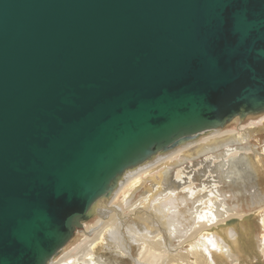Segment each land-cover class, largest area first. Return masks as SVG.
Segmentation results:
<instances>
[{
	"label": "water",
	"instance_id": "water-1",
	"mask_svg": "<svg viewBox=\"0 0 264 264\" xmlns=\"http://www.w3.org/2000/svg\"><path fill=\"white\" fill-rule=\"evenodd\" d=\"M249 113L264 0H0V264H49L128 169Z\"/></svg>",
	"mask_w": 264,
	"mask_h": 264
},
{
	"label": "bare ground",
	"instance_id": "bare-ground-1",
	"mask_svg": "<svg viewBox=\"0 0 264 264\" xmlns=\"http://www.w3.org/2000/svg\"><path fill=\"white\" fill-rule=\"evenodd\" d=\"M250 115L260 117H258L259 119L257 120L250 121V123L247 124L249 127L252 128L254 126L256 128V126H261L264 124V113H249L246 114V116H243L245 119L242 118V116L238 115L230 123L239 122L243 124L247 120V118H250ZM247 125H241V128H239V132L244 131L247 128ZM223 130V128L209 130L191 136L186 143L176 148H171L165 152L157 153L150 161H148V163L128 169L119 178L111 194L108 197L99 200L94 206H92L91 210L89 211L90 218L92 217V214L96 208L101 209L103 206H105L107 202L111 201L109 203V206H107L103 210H100V217L96 222L99 226L102 224V228L100 231L95 233L94 239L88 240L87 237L81 246H77V248H75L74 250L65 251L61 253L67 247L66 246L60 252L62 255H59V253L49 264H75V262L72 261L74 259L78 261L76 264H79V261L83 262V264H103L100 260H95L91 255L95 252L94 250L97 248L98 244L99 246L100 244L102 245V241L105 235L103 233H105L106 231H108L109 242L107 243V246L109 248L111 247L115 249L120 254H130L132 246L125 240V237L128 234L123 233L126 227V223L129 221L127 220V217L129 215L124 216V213L127 210L131 218L135 219L140 225V231L136 234V236H134L135 243L140 245L139 248H141L142 251L140 252L141 255L139 260H136V264H177L180 263L179 260H182V258H185V260L192 258L194 260V263L192 262V264H220V262L225 264H228V262H233L232 264H236L240 259L244 257L241 256L243 255V252L250 248L251 242L253 241L252 229L247 226L249 224L246 225V223L249 221H240L229 226H225L224 224L234 218L242 220L248 215L253 214L252 216H254L255 213L258 212H254L255 207H257L256 205L259 206V204H262L264 206V199L262 200L260 195L251 198L250 201L252 203H249V200L247 199L249 205L251 204V208H253L254 211L247 213V208L246 213L239 212V214H230L229 212L231 211L225 203L226 199L223 198L224 195H221V193L219 192L220 195L218 196V191L215 190L213 192L211 191L206 198L204 197L205 199H197L199 197L197 191L190 190V187L192 186L191 184L193 183L190 184V187H184L185 189L183 190L181 189V193L184 196H187V194H189V198H187L186 196L182 198L179 197V193H176L177 190L176 192L171 191L172 188L170 189L169 193L167 192L168 194H162L161 182L162 179H164L165 175H167V168H169V166L173 164V167H175L177 162L182 163L183 157L186 162L187 160H192L194 158L199 157L201 154L214 155L218 153L219 155L217 156L219 159L224 158V154H228L229 160L227 161V163L222 162V164L220 165L222 169L225 168V173L222 177L225 178L227 181L246 180L245 178L250 179L252 175H254L253 173H256L258 175L259 171H264V163L263 161L261 162V160L258 159V156H254L257 157L255 163L254 160H252L253 156L251 157L250 154L248 155V153L244 152L245 156H242L243 153L240 155V149V151L237 150L232 152L233 150L229 146H233L236 144L243 145L244 143V138L240 139L239 137H237L239 132L233 130ZM246 145H248L247 147H249V149L246 150V147H242V152L251 150L250 148H252V145ZM193 146H197V150L195 153H191L190 151L191 147ZM206 146L208 147V149H202L203 151L200 150V148H204ZM252 150L255 152L254 149ZM218 158L216 159L219 161ZM230 159L234 160L231 161ZM204 160H206V158ZM224 161H226V159ZM214 166L216 167V165ZM169 171L170 169L168 170V174L170 175ZM182 175V171L179 170L177 172L178 181L184 180ZM220 175H222V173H220ZM253 180L255 181V179ZM147 181H153L157 183V190L155 192L151 193L152 187L147 186ZM221 181L224 182V180ZM248 181L250 182L251 180ZM230 184H232V182ZM233 185L236 186L235 184ZM131 188H136L138 191L142 189L147 190L149 188V196L144 197L146 195H142L135 204L132 203V201H129L133 204L130 207H127V201V205H125L126 203L116 205L121 194L126 189ZM220 189L223 190V188ZM201 193L203 192L201 191ZM240 193L241 192H239V195ZM239 200L240 199H238V202ZM188 202L192 204L191 207L188 206ZM236 206L238 207V205ZM240 206L242 207V205ZM181 208H184V210H181ZM242 211L243 210H241V212ZM243 212H245V209ZM260 221H262L261 226L263 228V232L259 236L260 240L258 244V249L260 254L264 257V217L262 218V220L260 219ZM87 223H85L84 226H86ZM113 223H115L114 227ZM81 226H83V224ZM237 234L241 239L237 237ZM177 241L180 242L177 244L179 248H183V246H186V244L190 245V249L188 248L189 250L188 252H186L187 254H185L188 256V259H186L187 256L181 255L176 251H172L171 247H173V244ZM105 247L106 246H104V248ZM98 251L101 252L100 250ZM260 254L256 256L257 261L260 260L258 258Z\"/></svg>",
	"mask_w": 264,
	"mask_h": 264
},
{
	"label": "rangeland",
	"instance_id": "rangeland-1",
	"mask_svg": "<svg viewBox=\"0 0 264 264\" xmlns=\"http://www.w3.org/2000/svg\"><path fill=\"white\" fill-rule=\"evenodd\" d=\"M258 117H260V116H254V115L250 116V118H247L246 121L244 120L245 122L243 124H241L239 122L230 123L231 121H233L235 119V118H233L232 120L228 121L227 126H224L223 129L224 130H233V131H238L239 132V130H240L239 128H241L240 127L241 125H245L246 126L248 123H250V121H254V120L259 119ZM253 127L251 128V127H249L247 125V128L244 131H242V132L240 131L239 134L237 135V137H239L240 139L244 138L243 145L236 144V145L229 146V147L233 150L232 152L237 151V150L240 149L241 150V151L239 150L240 151V155L243 153L242 156H245L244 152L248 153V155L250 154L251 157L253 156L252 160H254L255 163H256V158L257 157H254V156L256 155V156H258V159H260L261 162L263 161V163H264V124L261 125V126H256V128L255 127L253 128ZM252 135H253V137H252ZM246 144L252 145L251 146L252 148H250L251 150H249V151H243L242 152V149H243L242 147H246L245 148L246 150L249 149V147H247L248 145H246ZM202 149L206 150V149H208V147L206 146L204 148H200L201 151H203ZM252 149H254L255 152ZM199 151H198V153H199ZM209 154H211V153H209ZM261 154H262V156H261ZM217 155H219V154L218 153H216L214 155L201 154L199 157L194 158L192 160H187L186 162H185V159L183 157L182 158V160H183L182 163L181 162H177L179 164V166H178L177 163H176L175 167H173L174 164L169 166V168H167V170H166L167 175H165L164 179H162V182H161L162 183V194H168L170 192V189L172 188L171 191L176 192V190H177L176 193H179L178 194L179 197L182 198V197L186 196V195L184 196L181 193L182 190L187 188V187H190L192 185L190 187V190L197 191L198 196H199L197 199H200V200L205 199L209 195V193L211 191L213 192L215 190L218 191V194H217L218 196L220 195V193H221V195H224L223 198L226 199L225 203H226L227 207L231 211V212H229L230 214H239V212L240 213H246L247 211H248L247 213H250V212L254 211V209L251 208V204L249 205V203H252L250 200H251V198H253L255 196H259L260 195L262 200L264 199V194H263L264 193V171H259L258 175L256 173H253L254 175H252V177L253 176L254 177L253 178L251 177L252 179L251 178L250 179L249 178L248 179L245 178L246 180H239L240 182L239 181H233V180H231V181L228 180L227 181L225 178L222 177L224 175V173H225L224 172L225 168L222 169L220 167V165L222 164V162L227 163V161L229 160L228 154H224V158H221V159H219ZM225 156H226V158H225ZM205 158H206V160H204ZM216 158H218L219 161ZM225 159H226V161H224ZM230 160L233 161L234 159L233 160L230 159ZM231 161H229V162H231ZM214 165H216V167L217 166L218 167L216 168ZM205 166H207V167L209 166V167L207 168ZM226 168H228V167H226ZM169 169H170V171H169L170 175L168 174V170ZM218 169H219V171H218ZM179 170L182 171V173H183V175H182V177L184 179L183 181H178L177 180V172ZM220 173H222V175H220ZM206 176H207V178H206ZM255 176H256V178H255ZM174 179H176V180H174ZM253 179H255V181ZM221 180H224V182H222ZM248 180H251V181L249 182ZM168 181H169L170 184L168 183ZM225 181H226V184H225ZM246 181H248V182H246ZM231 182H232V184H230ZM191 183H193V184H191ZM233 184H235L236 186H234ZM172 185H173V187H172ZM147 186L148 187H152L151 193L155 192L157 190V183L156 182L147 181ZM133 188L126 189L121 194V196H120L119 200L117 201L116 205H120L121 203L125 204L126 201H127L128 205H127V203L125 205H127V207H130L131 205H133L132 203L135 204L140 199V197L142 195L143 196L146 195L144 197H148L149 196V188L147 190H143L142 189V190H139V191L136 188L135 189H133ZM220 188H223V190L220 189ZM164 190H168V191H164ZM198 191H200V192H198ZM201 191L203 193L204 192L205 193L203 194V193H201ZM239 192H241L240 195H239ZM127 193H128V195H127ZM140 193H141V195H140ZM236 196H237L238 199H240L239 202H238V199L236 198ZM186 197L189 198V194H187ZM247 199L249 200V203H248ZM129 201H132V203L129 202ZM110 202L111 201L107 202L105 204V206H103L101 209L103 210L104 208L109 206ZM236 202H237V204H236ZM233 204H235V205H233ZM191 205L192 204L190 202H188V206L191 207ZM229 205H230V207H229ZM236 205H238V207ZM240 205H242V207ZM256 206L257 207H255V211L254 212H256V211H258V212H256L255 215L252 217L251 222H247L246 223V225L249 224L247 226H249L252 229V235H253L252 236V240L253 241L251 242L250 248L245 250L243 252V255H241V256H244V257L242 259H240L236 264H264V257L260 254L259 249H258V244H259V240H260L259 236L263 232V228L261 226L262 221H260V219L262 220V218L264 217V210H263L264 208H262L264 206L262 204H259V206L258 205H256ZM249 207H250L251 211H250ZM243 208L245 209V212H243L244 211ZM101 209L100 208H96L95 209V211L92 214L91 219L89 218L90 221H87L89 224L87 222H85V223H87V225L84 226L85 223H83L82 228L77 230V232L75 233L76 235L73 236L71 242L68 243L67 247L61 253L65 252V251L74 250L75 248H77V246H81L84 243V241L86 240L87 237H88L87 238L88 240H93L94 239L95 233L100 231L101 228H102V224L99 226V225H97V222H96L99 219V217H100V210ZM246 209H247V211H246ZM181 210H184V208H181ZM241 210H243V211L241 212ZM127 211H125L124 216L129 215L127 217V220H129V221L126 223V227H125L127 232L124 229L123 233L124 234H126V233L128 234L125 237V240L127 241V243H130L131 246H132L131 253L128 254L129 255L128 256L127 254L118 253L115 249H113L111 247L109 248L107 246V243L109 242L108 241V238H109L108 237V231H106L105 233H103L106 236L104 235V238H103V241H102L103 242L102 245L100 244V246H99V244H98L97 248L94 250L95 252L91 255L95 260H100L103 264H136V260H139L140 255H141L140 252H142V251H141V248H139L140 245L135 243L134 236H136V234L140 231V225L137 223V221L135 219L131 218L130 214ZM226 215H228V214H226ZM114 226H115V223H113V227ZM82 231H84V232H82ZM237 237H239L238 234H237ZM254 238H256V239H254ZM179 241H177V242H175L173 244V247H171L172 251H176V252H178L181 255L187 256L185 254H187L186 252H188V250L190 249V247H189L190 245L189 244H186V246L184 245L183 246L184 249L182 247L179 248V246L177 245L178 243H180ZM256 242H257V244H256ZM104 246H106L107 248L106 247L104 248ZM255 248H256V250H255ZM97 249L100 250L101 252H99ZM96 251H98V252H96ZM61 253L59 255H62ZM259 254H260V256L258 258L260 260L257 261L256 260V256H258ZM96 255H97V257H96ZM260 257H262V258H260ZM88 258H90V257H88ZM186 259H188V256H187ZM72 261L75 262V264L78 262L76 259H74ZM179 262L180 263H177V264H189V263L192 264V262L194 263V260L192 258H190L188 260H185V258H182V260H179ZM230 263L232 264L233 262H228V264H230ZM79 264H83V262L79 261ZM220 264H225V263H221L220 262Z\"/></svg>",
	"mask_w": 264,
	"mask_h": 264
}]
</instances>
